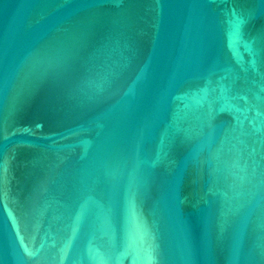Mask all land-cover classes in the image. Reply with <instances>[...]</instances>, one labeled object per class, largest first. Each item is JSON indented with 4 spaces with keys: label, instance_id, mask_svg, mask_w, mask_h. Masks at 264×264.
<instances>
[{
    "label": "water",
    "instance_id": "water-1",
    "mask_svg": "<svg viewBox=\"0 0 264 264\" xmlns=\"http://www.w3.org/2000/svg\"><path fill=\"white\" fill-rule=\"evenodd\" d=\"M0 264H264V0H0Z\"/></svg>",
    "mask_w": 264,
    "mask_h": 264
}]
</instances>
